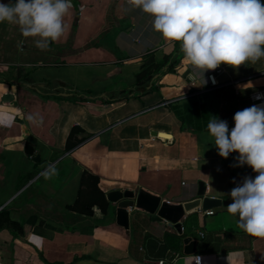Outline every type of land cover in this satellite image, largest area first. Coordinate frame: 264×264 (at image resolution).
<instances>
[{
    "label": "crops",
    "instance_id": "obj_1",
    "mask_svg": "<svg viewBox=\"0 0 264 264\" xmlns=\"http://www.w3.org/2000/svg\"><path fill=\"white\" fill-rule=\"evenodd\" d=\"M65 23L47 50L0 23V264H195L196 254L198 264H264V238L245 233L226 207L238 185L230 176L256 173L232 166L235 151L221 157L207 131L212 116L230 131L234 113L252 106L249 93L264 90V59L222 63L224 83L209 87L180 43L127 0H72ZM164 54L177 62L138 85L136 72ZM213 91L215 99L206 97ZM83 170L103 194L142 188L179 203L196 196L201 180L221 203L211 213L183 212L181 233L134 205L122 227L106 198L105 212L70 207ZM183 235L196 239L192 253L182 251Z\"/></svg>",
    "mask_w": 264,
    "mask_h": 264
},
{
    "label": "clouds",
    "instance_id": "obj_2",
    "mask_svg": "<svg viewBox=\"0 0 264 264\" xmlns=\"http://www.w3.org/2000/svg\"><path fill=\"white\" fill-rule=\"evenodd\" d=\"M127 4L149 14L153 30L163 38L180 43L184 58L202 76L200 85L207 83L204 73L222 63L238 68L264 59L261 0H127ZM71 7L72 0H8L0 2V23L16 24L23 37L34 38L37 48L47 50L67 31L65 17ZM232 119L229 131L226 120L212 116L207 131L221 157L237 152L232 166L248 165L256 175L245 176L230 190L227 212L245 233L264 238V106L236 111Z\"/></svg>",
    "mask_w": 264,
    "mask_h": 264
},
{
    "label": "water",
    "instance_id": "obj_3",
    "mask_svg": "<svg viewBox=\"0 0 264 264\" xmlns=\"http://www.w3.org/2000/svg\"><path fill=\"white\" fill-rule=\"evenodd\" d=\"M10 93H5L3 96H9ZM23 151L31 156L32 160H37L39 154L33 153V147L30 143H25ZM250 171H245L240 175H231L230 181L233 184H240L245 176H248ZM105 198L113 203L114 219L115 222L122 226H127V207L134 205L135 207L142 208L151 214L152 219L164 218L172 223L173 228L177 233H181V225L178 219L183 212L190 211L196 207L207 209L217 206L221 203L219 197H212L204 194V183L201 180L197 181V188L195 197L185 199L179 203H168L165 200H159V196L150 193L142 188L133 189H110L104 193ZM225 203V200L222 201ZM182 251L184 253H192L195 246V238L190 235H183Z\"/></svg>",
    "mask_w": 264,
    "mask_h": 264
},
{
    "label": "trees",
    "instance_id": "obj_4",
    "mask_svg": "<svg viewBox=\"0 0 264 264\" xmlns=\"http://www.w3.org/2000/svg\"><path fill=\"white\" fill-rule=\"evenodd\" d=\"M176 56L175 54H173V56L164 54L162 62L149 64L153 69L150 70L149 67H146L136 72L135 77L137 83H139L138 85H140V79L143 77H145L146 80L155 77V71L161 70V66L166 65L165 69L172 68V65L177 62L178 57ZM78 204L82 206L84 212H90V207L93 205H96L101 212H105L108 206L103 192L97 186V176L86 170H83L80 174L77 197L70 207L76 209Z\"/></svg>",
    "mask_w": 264,
    "mask_h": 264
},
{
    "label": "built area",
    "instance_id": "obj_5",
    "mask_svg": "<svg viewBox=\"0 0 264 264\" xmlns=\"http://www.w3.org/2000/svg\"><path fill=\"white\" fill-rule=\"evenodd\" d=\"M222 71L221 67H218L214 71H206L205 72V80L207 81L206 86L209 87H215L219 86L220 84L224 83L220 78H218L219 73ZM213 79L215 80V83H213ZM234 82V80L229 79V83ZM249 100L252 105L256 104H263L264 105V90H255L249 93L248 95ZM205 213H211V208L204 209ZM194 263L198 264L200 262V255L196 254L193 257Z\"/></svg>",
    "mask_w": 264,
    "mask_h": 264
},
{
    "label": "rangeland",
    "instance_id": "obj_6",
    "mask_svg": "<svg viewBox=\"0 0 264 264\" xmlns=\"http://www.w3.org/2000/svg\"><path fill=\"white\" fill-rule=\"evenodd\" d=\"M214 96H215V92L213 91V92H210L206 97L210 99H215Z\"/></svg>",
    "mask_w": 264,
    "mask_h": 264
},
{
    "label": "bare ground",
    "instance_id": "obj_7",
    "mask_svg": "<svg viewBox=\"0 0 264 264\" xmlns=\"http://www.w3.org/2000/svg\"><path fill=\"white\" fill-rule=\"evenodd\" d=\"M256 105H258V106H261V105L264 106L263 104H256Z\"/></svg>",
    "mask_w": 264,
    "mask_h": 264
}]
</instances>
